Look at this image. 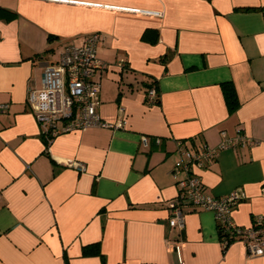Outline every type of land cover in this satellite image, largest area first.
<instances>
[{
    "label": "crops",
    "instance_id": "crops-1",
    "mask_svg": "<svg viewBox=\"0 0 264 264\" xmlns=\"http://www.w3.org/2000/svg\"><path fill=\"white\" fill-rule=\"evenodd\" d=\"M93 33L107 63L97 113L125 124L48 144L29 88ZM0 104V264H264V244L254 256L239 240L222 244L211 210L188 209L181 231L169 219L185 175L174 171L187 159L179 143L195 152L238 133L253 143L194 170L209 196L242 189L237 226L264 217V0H0ZM97 243L100 253H84Z\"/></svg>",
    "mask_w": 264,
    "mask_h": 264
},
{
    "label": "built area",
    "instance_id": "built-area-1",
    "mask_svg": "<svg viewBox=\"0 0 264 264\" xmlns=\"http://www.w3.org/2000/svg\"><path fill=\"white\" fill-rule=\"evenodd\" d=\"M100 33L87 35L81 45H66L59 53V57L52 64L44 67L41 76V86L38 89L29 88L27 103L41 129L42 138L46 143L57 134L86 129L91 127H105L116 130L125 124L124 116L115 122L102 120L97 113L99 81L96 73L107 67V63L95 54L96 45L101 39ZM116 65L124 67L122 62ZM157 91L153 86L147 91L145 100L148 103L156 102ZM7 104H0V112L7 109ZM120 112L123 109L119 108ZM224 134V132H222ZM147 137H142V142L147 145ZM159 142V139L156 140ZM253 140L243 134L226 139L218 147L208 148L202 146L195 152H183L187 159L177 161L174 171H183L184 177L179 178V199L170 204V222L179 231L184 228L185 214L192 207L211 210L217 220L219 237L224 246L234 240L244 243L250 256L263 254L264 244V217H254L253 224L249 227H239L233 221L231 212L244 194L242 189L234 188L223 197H212L203 192V184L195 168L202 167L207 161L213 159L219 150L236 147L239 144H252ZM79 171L83 164H76Z\"/></svg>",
    "mask_w": 264,
    "mask_h": 264
},
{
    "label": "trees",
    "instance_id": "trees-1",
    "mask_svg": "<svg viewBox=\"0 0 264 264\" xmlns=\"http://www.w3.org/2000/svg\"><path fill=\"white\" fill-rule=\"evenodd\" d=\"M221 89H222V93L223 96L225 98V102L227 104V108L229 109V111H234L235 107L237 105V98L235 96V90H234V86L233 84H231L230 82H222L221 83ZM84 253L89 252V253H100V247H98V243L97 244H88L84 247Z\"/></svg>",
    "mask_w": 264,
    "mask_h": 264
}]
</instances>
